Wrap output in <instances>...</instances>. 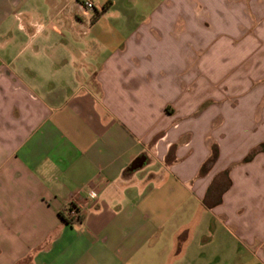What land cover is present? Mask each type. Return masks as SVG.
<instances>
[{
  "label": "crops",
  "instance_id": "1",
  "mask_svg": "<svg viewBox=\"0 0 264 264\" xmlns=\"http://www.w3.org/2000/svg\"><path fill=\"white\" fill-rule=\"evenodd\" d=\"M0 264H264V0H0Z\"/></svg>",
  "mask_w": 264,
  "mask_h": 264
},
{
  "label": "water",
  "instance_id": "2",
  "mask_svg": "<svg viewBox=\"0 0 264 264\" xmlns=\"http://www.w3.org/2000/svg\"><path fill=\"white\" fill-rule=\"evenodd\" d=\"M144 157H139L132 165H131V168L130 170L133 171V170H136L137 168H140L143 163H144Z\"/></svg>",
  "mask_w": 264,
  "mask_h": 264
},
{
  "label": "built area",
  "instance_id": "3",
  "mask_svg": "<svg viewBox=\"0 0 264 264\" xmlns=\"http://www.w3.org/2000/svg\"><path fill=\"white\" fill-rule=\"evenodd\" d=\"M84 6H85V8L86 9H88V10H91V9H93V4L91 3V2H86V3H84Z\"/></svg>",
  "mask_w": 264,
  "mask_h": 264
},
{
  "label": "trees",
  "instance_id": "4",
  "mask_svg": "<svg viewBox=\"0 0 264 264\" xmlns=\"http://www.w3.org/2000/svg\"><path fill=\"white\" fill-rule=\"evenodd\" d=\"M62 219H63V221H64V222H66V223H69V222H71V218H70V219H69V218H68V219H66L65 217H62Z\"/></svg>",
  "mask_w": 264,
  "mask_h": 264
},
{
  "label": "rangeland",
  "instance_id": "5",
  "mask_svg": "<svg viewBox=\"0 0 264 264\" xmlns=\"http://www.w3.org/2000/svg\"><path fill=\"white\" fill-rule=\"evenodd\" d=\"M212 54L215 55V54H217V53H216V52H213ZM218 54H220V53H218ZM215 56H216V55H215ZM219 69H220V68H219Z\"/></svg>",
  "mask_w": 264,
  "mask_h": 264
}]
</instances>
